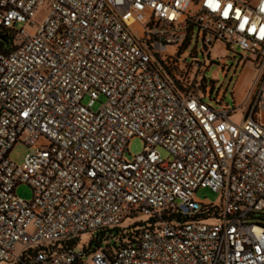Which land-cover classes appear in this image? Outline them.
I'll return each mask as SVG.
<instances>
[{
	"label": "built area",
	"instance_id": "1",
	"mask_svg": "<svg viewBox=\"0 0 264 264\" xmlns=\"http://www.w3.org/2000/svg\"><path fill=\"white\" fill-rule=\"evenodd\" d=\"M45 2L35 34L18 27H35ZM218 44L255 67L240 106L210 85L181 94L159 68L185 46L177 59L198 75ZM262 112L264 0H0V264H264L251 221L264 215ZM135 138L144 149L128 161ZM129 219L161 224L136 246L84 254L82 236Z\"/></svg>",
	"mask_w": 264,
	"mask_h": 264
},
{
	"label": "rangeland",
	"instance_id": "2",
	"mask_svg": "<svg viewBox=\"0 0 264 264\" xmlns=\"http://www.w3.org/2000/svg\"><path fill=\"white\" fill-rule=\"evenodd\" d=\"M256 2V0H254ZM50 13V8L48 2L43 3L37 10L34 15L33 21L37 24L35 27H32L30 24L19 25L18 27H24L27 32L30 34H35L42 24H44L47 16ZM129 28L133 32L139 30V25L131 17L126 18ZM195 45L192 46L194 48ZM203 46L202 44L198 45L199 59L201 61H206V57L203 55ZM170 52H174V49H170ZM211 59L214 61L213 64L207 61L209 68L206 71V77L208 80L215 81V95L220 92V96L225 95L224 102L233 104L236 102L237 106L242 105L245 102L246 94L249 91L251 86L254 74L255 67L251 62H244L238 68V62L240 58H233V54L226 49V46L223 44H218L214 50L211 52ZM223 63L226 65L224 66ZM234 97V98H233ZM89 102V98H85L84 104L86 105ZM105 98H101L100 102L94 107V111H98L102 103H105ZM209 103L213 107L219 108L220 106L216 104L215 101L209 100ZM239 119V116L236 117ZM260 120L264 124V112L260 114ZM144 142L140 138H135L129 144V152H126L125 158L128 161L133 160V158L143 152ZM164 158H168L169 155L166 151L160 150ZM28 152V149L22 145L18 144L13 148L10 153V159L17 165H22L24 163L25 156ZM16 195L26 201H31L34 197V193L28 185H20L16 189ZM196 199L199 201H205L210 204H220L221 197L219 194L213 193L210 190H200L196 195ZM89 236H82V242H88ZM17 254L21 253V245L17 247Z\"/></svg>",
	"mask_w": 264,
	"mask_h": 264
},
{
	"label": "trees",
	"instance_id": "3",
	"mask_svg": "<svg viewBox=\"0 0 264 264\" xmlns=\"http://www.w3.org/2000/svg\"><path fill=\"white\" fill-rule=\"evenodd\" d=\"M172 48L174 49V52H169V54L166 55V58H168L166 61L157 59L159 68L162 69L165 77L174 86L177 92L185 94L192 91L204 97L206 88L209 85L214 88L216 84L215 81L206 78L207 68H204L205 70L198 73V75L197 73L195 74L193 66L188 65L186 62H179L177 59L183 53L185 46L183 49ZM170 60L171 62H169ZM254 216L258 218L251 219V221L259 222L264 225L263 214H253L251 217ZM159 224H161V221L155 219H148L146 221L129 219L117 228L98 232L87 242L86 246L83 248V252L89 256L102 249L112 252L113 250L118 251L123 248L136 246L145 232L157 229ZM56 247L57 245L50 248L44 247L40 249L51 251L55 250ZM39 251V249L29 251L25 254L22 261L25 262V260H28V257H33L34 254Z\"/></svg>",
	"mask_w": 264,
	"mask_h": 264
}]
</instances>
